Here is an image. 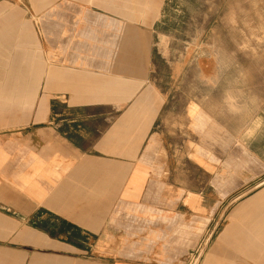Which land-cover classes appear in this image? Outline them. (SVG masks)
Wrapping results in <instances>:
<instances>
[{"label":"crops","instance_id":"obj_1","mask_svg":"<svg viewBox=\"0 0 264 264\" xmlns=\"http://www.w3.org/2000/svg\"><path fill=\"white\" fill-rule=\"evenodd\" d=\"M136 1L0 0V264H168L151 252L152 215L201 213L211 183L264 177L263 114L223 117L183 78L158 81L167 0ZM176 177L208 185L163 204ZM248 213L264 223V189L225 229Z\"/></svg>","mask_w":264,"mask_h":264},{"label":"rangeland","instance_id":"obj_2","mask_svg":"<svg viewBox=\"0 0 264 264\" xmlns=\"http://www.w3.org/2000/svg\"><path fill=\"white\" fill-rule=\"evenodd\" d=\"M137 4L136 13H150L149 6ZM7 12L13 18L22 15L23 23L30 19L20 6L9 4ZM163 13L153 35V76L165 84L183 78L178 81L180 92L209 95L214 111L223 117L241 111L237 105L246 114L264 117V0H167ZM8 24L15 28L17 23ZM176 62L180 64L175 68ZM176 178L158 189L163 204H178L175 191L183 195L208 185L206 177ZM263 184L264 177L211 183L205 193L215 189V195L206 199L208 209L201 213L152 215L147 236L153 257L167 256L168 264H174L177 256L178 264H191L192 253L199 251V264H264L262 216L248 213L245 221L233 220L231 229H225L232 211L264 189ZM224 191L231 197H224ZM172 222L177 223L175 230L160 229Z\"/></svg>","mask_w":264,"mask_h":264},{"label":"built area","instance_id":"obj_3","mask_svg":"<svg viewBox=\"0 0 264 264\" xmlns=\"http://www.w3.org/2000/svg\"><path fill=\"white\" fill-rule=\"evenodd\" d=\"M199 251L193 252L191 255V264H199L201 256L198 253Z\"/></svg>","mask_w":264,"mask_h":264},{"label":"bare ground","instance_id":"obj_4","mask_svg":"<svg viewBox=\"0 0 264 264\" xmlns=\"http://www.w3.org/2000/svg\"><path fill=\"white\" fill-rule=\"evenodd\" d=\"M216 249V248H215ZM228 251V250H227Z\"/></svg>","mask_w":264,"mask_h":264}]
</instances>
